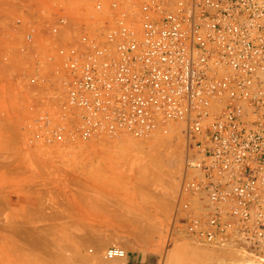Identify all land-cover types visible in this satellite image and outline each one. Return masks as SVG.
Here are the masks:
<instances>
[{
    "label": "built area",
    "instance_id": "built-area-1",
    "mask_svg": "<svg viewBox=\"0 0 264 264\" xmlns=\"http://www.w3.org/2000/svg\"><path fill=\"white\" fill-rule=\"evenodd\" d=\"M6 11L4 55L37 63L54 91L36 137L179 124L169 234L264 254V0H11Z\"/></svg>",
    "mask_w": 264,
    "mask_h": 264
},
{
    "label": "rangeland",
    "instance_id": "rangeland-1",
    "mask_svg": "<svg viewBox=\"0 0 264 264\" xmlns=\"http://www.w3.org/2000/svg\"><path fill=\"white\" fill-rule=\"evenodd\" d=\"M9 1L0 0V35ZM6 50L0 36V264H85L76 250L89 257L97 242L106 243L100 255L109 242L126 249V260L168 264L177 246H212L169 234L185 157L179 124L146 136L36 137L35 118L53 110L44 101L54 91L37 63ZM157 137L172 138L170 146L158 149ZM243 251L264 264V254Z\"/></svg>",
    "mask_w": 264,
    "mask_h": 264
},
{
    "label": "bare ground",
    "instance_id": "bare-ground-1",
    "mask_svg": "<svg viewBox=\"0 0 264 264\" xmlns=\"http://www.w3.org/2000/svg\"><path fill=\"white\" fill-rule=\"evenodd\" d=\"M127 134H130V133H127ZM171 140L172 138H168V137H157V138H154L152 142L156 143V146L158 147V149H161L164 146H168V145L170 146ZM172 144L175 145L174 143ZM148 146H146V149L148 148ZM143 152L145 153L144 154L145 157H148V158L150 157L149 153H147L146 151H143ZM144 161L146 162L147 160L144 159ZM42 240L43 239H41V241ZM105 244L106 243L104 242H97L95 252H92V255L90 254L89 257H85V258L83 257V255L85 256V254H83L80 251V249L76 248L77 249V250L75 249L76 255L81 257V259L83 260L85 264H125L127 256L124 259H118V258L109 259L105 255V252L108 247L118 246V245H109L110 243L108 242L107 244L108 246L106 245L107 247H105V250L103 252L104 254L101 252L102 255H100V251L102 250ZM133 249L139 250L138 247L133 248ZM50 253H53L52 250H50ZM52 256L53 255H51V257ZM56 257H57V253H56ZM52 258L54 259V257ZM169 258H170V263L168 262V264H177L178 260L183 262V260L185 261L186 259L187 261H191L189 264H263L262 261H260V259L255 258L251 254H247L246 252L243 251V249L240 250V248L235 249V248H232L231 246H216V245L202 246V245L194 244V243L188 244L186 247L177 246L173 248L170 252L166 254L165 261H168ZM53 259L52 260L49 259V260L55 261Z\"/></svg>",
    "mask_w": 264,
    "mask_h": 264
},
{
    "label": "crops",
    "instance_id": "crops-1",
    "mask_svg": "<svg viewBox=\"0 0 264 264\" xmlns=\"http://www.w3.org/2000/svg\"><path fill=\"white\" fill-rule=\"evenodd\" d=\"M149 263H151V262H149Z\"/></svg>",
    "mask_w": 264,
    "mask_h": 264
}]
</instances>
